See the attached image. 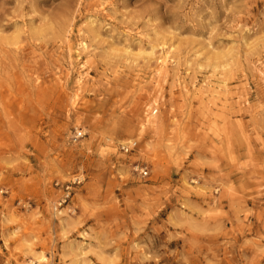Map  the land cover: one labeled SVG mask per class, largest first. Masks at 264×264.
I'll use <instances>...</instances> for the list:
<instances>
[{
    "label": "rangeland",
    "instance_id": "374dc122",
    "mask_svg": "<svg viewBox=\"0 0 264 264\" xmlns=\"http://www.w3.org/2000/svg\"><path fill=\"white\" fill-rule=\"evenodd\" d=\"M0 264H264V0H0Z\"/></svg>",
    "mask_w": 264,
    "mask_h": 264
},
{
    "label": "built area",
    "instance_id": "2783aa9c",
    "mask_svg": "<svg viewBox=\"0 0 264 264\" xmlns=\"http://www.w3.org/2000/svg\"><path fill=\"white\" fill-rule=\"evenodd\" d=\"M78 137H81V133H79L78 135H77V138ZM133 148V146L132 147H129V146H122L121 147V150L124 152V153H128V152H130L131 151V149ZM146 172H143V176H146ZM68 187H66L65 188V191L67 192V195H65V197L67 198L68 196H69V194H68Z\"/></svg>",
    "mask_w": 264,
    "mask_h": 264
}]
</instances>
